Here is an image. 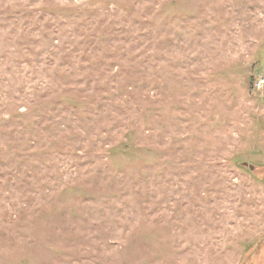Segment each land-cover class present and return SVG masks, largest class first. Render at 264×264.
Wrapping results in <instances>:
<instances>
[{
	"label": "rangeland",
	"instance_id": "1",
	"mask_svg": "<svg viewBox=\"0 0 264 264\" xmlns=\"http://www.w3.org/2000/svg\"><path fill=\"white\" fill-rule=\"evenodd\" d=\"M264 0H0V264H264Z\"/></svg>",
	"mask_w": 264,
	"mask_h": 264
},
{
	"label": "built area",
	"instance_id": "2",
	"mask_svg": "<svg viewBox=\"0 0 264 264\" xmlns=\"http://www.w3.org/2000/svg\"><path fill=\"white\" fill-rule=\"evenodd\" d=\"M262 87H264V79H260V80L257 82V88H258V89H261Z\"/></svg>",
	"mask_w": 264,
	"mask_h": 264
}]
</instances>
